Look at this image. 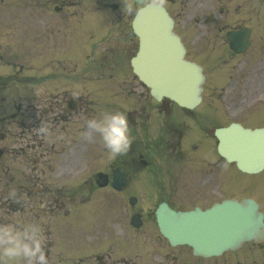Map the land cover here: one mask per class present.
I'll return each instance as SVG.
<instances>
[{
  "label": "flooded vegetation",
  "instance_id": "flooded-vegetation-1",
  "mask_svg": "<svg viewBox=\"0 0 264 264\" xmlns=\"http://www.w3.org/2000/svg\"><path fill=\"white\" fill-rule=\"evenodd\" d=\"M143 1V5L154 2ZM126 2L127 0H16L19 21L15 40L23 46L25 37L29 35L42 42L62 36L65 42V61L63 65H57L53 60L49 62L57 65L50 68L53 74L50 80L66 78L56 77L57 72L67 77H75L74 82L60 85L54 83L48 100L41 104L38 98L36 102L40 103L35 106H21L19 100H23L22 96L0 98V224L14 221L40 224L47 237L44 251L49 264L56 262V246L59 245L60 248L65 239L71 241L76 236H80V239L73 247L81 250V256L66 258L63 260H67L65 264H219L215 260L195 258L185 247H171L155 234L156 230L150 222L151 207L144 209L142 204H138L139 193L154 194L157 203L166 202L175 210H182L183 206L175 205L168 197L167 189H159L157 182L146 183L148 178L145 183L137 182L141 175L155 180L151 177L159 168L151 157L145 155L153 150L151 145L142 144L145 137L139 144L134 137L129 151L111 158L104 172L102 142L98 136L85 134L87 120L101 114L99 97L105 94L117 96L103 81L104 73H112L113 69L108 67L111 70L103 72L105 67H101L97 61L94 62V59L118 54L127 56L135 51V36L131 31L133 16L123 11ZM159 2L160 5H166L177 33L182 22L181 10L192 7L191 50L195 55V62L203 67L207 83L212 85L221 79L222 71L219 66L223 65L228 87H240L257 79L253 87L250 85L249 92L251 94L256 90L258 95L257 91H262L264 0ZM25 16L32 17V28L26 24ZM242 29L249 30V44L245 52L237 54L231 49L226 35ZM9 39L12 41V38ZM82 58H91L93 66H83ZM237 60L239 62H235ZM92 67L93 70L89 71ZM247 71L252 72L250 77ZM124 72L125 67H118L115 71L117 74ZM234 91L235 88L226 90L227 99L232 94L237 95L238 92ZM127 92L132 94L130 90ZM208 99L210 104L215 103V98ZM263 100L261 98L259 104ZM243 101L244 98L241 102ZM150 107L148 100L138 108L127 109L125 114L128 113L129 126L135 132L138 127L150 135V123L143 119L148 118ZM12 109L14 112L9 113ZM154 110L159 114L163 113L161 108ZM137 113L140 124H136ZM41 126L49 128L48 137L39 133ZM164 127L165 132L167 127ZM174 133L179 135L178 131ZM93 148L97 151L95 169L102 170L90 175L86 172L84 177L74 179L78 187L76 191L63 185L57 187L60 181H70L62 174L55 179V170L66 167V164L58 163V159L65 154H73L75 162L71 161L73 157L68 159V163L72 164L71 168L85 172L89 169L87 153ZM82 161L84 167L80 165ZM114 171L128 178L127 187L120 193L115 192L111 185ZM99 173L107 175L106 184L102 187L97 185L96 176ZM211 194L203 189L202 195H209L208 199L213 200L200 207L206 208L214 201ZM133 197L136 198V204L131 206L129 199ZM189 206L195 207L192 204ZM135 215H138L140 221L138 228L130 223ZM64 233L68 235L60 238ZM67 245L69 246L68 243ZM222 264L232 263L225 261Z\"/></svg>",
  "mask_w": 264,
  "mask_h": 264
},
{
  "label": "water",
  "instance_id": "water-1",
  "mask_svg": "<svg viewBox=\"0 0 264 264\" xmlns=\"http://www.w3.org/2000/svg\"><path fill=\"white\" fill-rule=\"evenodd\" d=\"M146 23L135 21L139 52L131 62L139 79L156 99L167 97L178 105L198 104L202 76L198 68L182 60L178 40L159 7L144 9ZM217 151L238 169L256 173L264 167V129L248 130L232 124L215 132ZM160 233L171 245H187L195 255L210 257L235 250L244 242L264 241L263 216L252 200H234L201 211L175 212L166 205L156 211Z\"/></svg>",
  "mask_w": 264,
  "mask_h": 264
},
{
  "label": "rangeland",
  "instance_id": "rangeland-1",
  "mask_svg": "<svg viewBox=\"0 0 264 264\" xmlns=\"http://www.w3.org/2000/svg\"><path fill=\"white\" fill-rule=\"evenodd\" d=\"M18 15L19 13H18V6L16 3V0H0V42L5 41L7 38H12L11 47L8 48V52L10 55L8 56L5 53L0 52V56L3 55L0 57L1 59L0 64H6V65H11L12 63L15 64V60L18 57L17 51L20 49V47H19V42L15 40L16 36H18V32H17V25L19 21V18H17ZM25 22L29 26V28H32L31 16H27V18L25 19ZM12 34H15V35L11 36ZM185 38L186 40H190L191 38L190 32L187 35H185ZM56 41H57V44L62 46L61 36H57L56 38L50 40L49 43L51 46H56L55 45ZM187 56L189 58H193L192 52L189 51ZM33 59L34 58H32L30 55L26 56L24 59L25 65L30 67L33 64ZM45 62H46V59L43 62H40L39 66L44 65ZM235 62H239V60ZM7 69L10 70L11 67H8ZM40 71L44 73V72H47L48 69L42 66ZM28 75H32V73ZM126 76L128 80H131L129 75H126ZM222 77H223L222 81L218 82V84L215 85L217 90L221 89L223 86V83L225 82L224 74ZM256 81L257 79L251 80L250 82L248 81L247 87L250 88V85H252L253 87V85L257 83ZM258 83H259V78H258ZM51 84L52 83H46L45 85L40 87V91H38V94H37L39 98H43L45 95H47V93H49V91L51 92V88H52ZM18 87L19 88H14L10 90V92L6 96L9 98L11 97L14 98L18 96L24 97V96H30L31 92L33 91H37V89H34L32 86H29V85H19ZM133 87L130 86L129 90L137 95V97L134 99V103L131 100L127 101L125 99H119L118 101L119 104L117 103L120 106L119 112L127 108L136 107L139 103L138 96L141 93H144L145 97H147V93L144 89L139 88L137 85L135 88V84L133 85ZM31 88H33L34 90L32 91ZM211 91H212V88L209 86L208 92H211ZM255 91L251 92L250 94L251 99H249L248 101H245L244 104L240 103V105L243 106L242 108L240 107L241 109H238L237 107L235 108L236 110L233 109L231 113L233 118H231V120H239L241 123L247 126L264 125V104H255V105L253 104V102L256 99H258L260 96V91H257L259 92L258 95H256ZM262 92L264 91L262 90ZM210 95H211L210 93L206 92L204 96L203 106L195 110L194 112L190 113L191 117L194 118V121H192L189 118H184V116L185 115L187 116L188 114H186L185 112L182 113V111L178 109L175 105H171L170 106L171 120L168 122L169 118L166 119L162 114L158 115V113L151 106L150 112L148 113V118L143 117L145 121H149L150 123L148 124L151 128L150 135H148V133L144 131H141L138 127L136 129V132L133 130L131 133L130 131L131 137L132 138L135 137V139L138 141L142 140L145 137L146 139H156L155 143H162V141L160 140L161 138L159 136L158 137L156 136L159 132H162V134L165 133L164 131H162V129L165 128L164 125H166L167 128H171V126H174V125L176 126V122L179 123V127L181 130H178V132L181 135V137H182V132H184V135L182 137L183 140L178 139L177 136L175 137L173 135L169 136V134H167L168 130L166 131V134H167L166 137L168 136L167 138L171 142L168 145L167 151L165 149V153L166 154L171 153V152L173 153L168 158H163L161 161V160H158V158L160 157L159 154L160 153L162 154L163 150H161L158 147V144H157L158 148L155 149L156 153L154 154L156 157H155L154 162L156 164H159V163L161 164L160 166L163 167L164 175L158 176V179L156 180H150L149 179L150 177L145 176V175H141L140 180L137 178V182L145 183L146 182L145 180L148 178L146 183L153 184L157 182L159 184L158 185L159 189L166 188L168 195H169L168 197H170L171 201L175 205H178V206L188 207L190 204L202 206L203 204H207L208 201L212 200V198L208 199L209 195L206 197H204V195H201L202 191L199 189L200 186L199 187L197 186L198 179H201L199 169H203V168H200L199 164H203V163L205 164L207 161H212L217 157L215 153L216 142L210 137L206 138L203 135V130L208 132V129L210 128L212 129L214 127H217L218 125L219 126L226 125L230 120L229 118L227 119L225 117L226 110H225V107L221 105L220 102L214 105V111H213V107H212L213 105L209 106L210 99H208V97ZM234 97H235V94H232V96L227 100L229 102V107L230 105L234 106V103H235V101L233 100ZM238 101L239 100H237V102ZM237 102L236 104L238 105ZM153 104L155 103L153 102ZM32 106H35V105H32ZM166 123H170V124L167 125ZM180 123H183V124H180ZM186 123L189 126H191V130L185 126ZM146 125L147 124H145V126ZM190 138H191V141L189 143L192 142L191 144L197 147L196 151H190L189 147H187L188 146L187 144L189 143L185 144V141ZM201 143H203V146L206 145V148H208V152L204 155H199V148H201L200 147ZM143 144L146 145L147 141L144 140ZM145 155H148V157H153L152 153H149V152H147ZM162 155H164V152ZM89 156L90 158L95 159L94 152L92 154L90 153ZM101 158L103 161L102 169L106 171L111 157L107 154L104 148H103ZM71 161L75 162L74 157L71 158ZM168 163L171 166L168 165ZM80 165H82V167L85 166L83 161L81 162ZM88 168H89L88 172L93 173L94 171H97L94 169L96 168L95 162H92V163L88 162ZM231 173L233 175V183H238L237 185L238 187L237 188L233 187L231 189L230 195L228 196L234 197L237 199L244 198L247 196H255L252 191L242 188L243 187L242 185L247 180L245 178H248L247 176L237 173L235 167H232V166H231ZM66 176L68 177L70 176L71 178H78V177L81 178L82 177V175L79 173H76L77 177H75L74 175H71V173L66 174ZM258 176L259 174L255 176H250V177L257 178ZM260 176H264V172ZM215 177H216L215 179H217L216 181L212 179L208 181L207 191H209L210 188L211 189L215 188L217 185H219V182L226 180L225 179L226 175L218 172L217 170L215 171ZM237 180H243V181H237ZM70 183L72 186L73 182H70ZM60 186H61L60 184H57V187H60ZM194 188L196 189L198 188L200 191L195 190ZM224 192L226 191L224 190ZM214 195H215L214 200H219L220 198H222V195L220 194L215 193ZM137 198L139 199L138 204L139 203L142 204L144 209L150 208L156 203V196L154 194L151 195V193L150 194L139 193ZM257 198L260 201L261 206H262L261 208L264 212V200H261L259 197ZM153 211H154L153 209L150 211V214H152L150 222H151V225L155 227L154 222H153ZM67 235H68L67 233L61 234L60 238L61 237L65 238ZM258 247H252L251 245L246 244L239 251L235 253L223 254L222 257L218 259L220 260L218 262L219 264L225 263V261L231 262L232 264H254V263L257 264V263L264 262V252L263 253L260 252L257 249ZM75 256L77 255L73 253H64L63 250L56 249V261H59L58 259L63 261L64 259L68 257H75Z\"/></svg>",
  "mask_w": 264,
  "mask_h": 264
},
{
  "label": "clouds",
  "instance_id": "clouds-1",
  "mask_svg": "<svg viewBox=\"0 0 264 264\" xmlns=\"http://www.w3.org/2000/svg\"><path fill=\"white\" fill-rule=\"evenodd\" d=\"M159 0L145 7H160ZM123 11L138 23H146L144 8L135 7L127 0ZM86 135L98 136L103 148L111 158L126 154L132 144L127 115L123 112H102L97 118L86 122ZM44 137L50 135L46 126L38 129ZM47 237L40 224L19 222L0 224V264H49L44 251Z\"/></svg>",
  "mask_w": 264,
  "mask_h": 264
}]
</instances>
